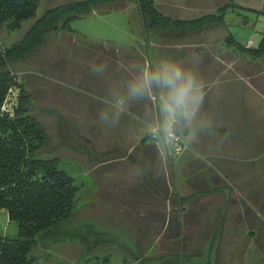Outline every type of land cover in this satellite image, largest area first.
Masks as SVG:
<instances>
[{"label":"rangeland","instance_id":"obj_1","mask_svg":"<svg viewBox=\"0 0 264 264\" xmlns=\"http://www.w3.org/2000/svg\"><path fill=\"white\" fill-rule=\"evenodd\" d=\"M71 1L40 0L36 16ZM152 2L174 20L215 17L227 4L252 13L193 31L155 30L145 42L134 3L97 10L13 65L56 169L76 189L56 229L77 237L32 247V264H264V57L236 46L257 47L264 0ZM31 24L1 28L0 40L19 41ZM177 70V87L192 82L190 133L170 155L173 89L164 78ZM148 134L157 141L141 145ZM0 236L18 238L1 211Z\"/></svg>","mask_w":264,"mask_h":264},{"label":"trees","instance_id":"obj_2","mask_svg":"<svg viewBox=\"0 0 264 264\" xmlns=\"http://www.w3.org/2000/svg\"><path fill=\"white\" fill-rule=\"evenodd\" d=\"M39 2L40 0H0V30L5 28L13 31L19 29L24 22L32 21L19 41L6 46L0 40V211L7 215L9 222H15L18 227L17 239L9 240L0 236V264H32L27 258L32 247L40 245L48 248L64 238L77 237L57 232V226L72 213L76 189L72 179L56 169L57 153L49 149L48 136L32 117L29 93L18 82L17 73L13 70L15 63L41 47L49 34L72 33V21L97 10L124 11L128 4L134 3L145 42L155 30L193 31L204 23H211L214 18L216 23H224L227 13H252L227 4L215 17L174 20L162 16L155 9L152 0H73L46 8L37 18ZM236 15L247 19L240 21L241 27L249 25L246 14ZM231 37L235 45L236 41L232 35ZM236 46L246 55L262 58L264 33L256 48L240 43ZM88 47L96 49L95 45ZM13 90L17 93L8 107ZM166 132L177 141L180 150L182 139L190 133L184 112H178L175 117L172 115ZM156 141V135L148 134L140 144ZM171 151L170 155L177 153L172 148Z\"/></svg>","mask_w":264,"mask_h":264},{"label":"clouds","instance_id":"obj_3","mask_svg":"<svg viewBox=\"0 0 264 264\" xmlns=\"http://www.w3.org/2000/svg\"><path fill=\"white\" fill-rule=\"evenodd\" d=\"M180 75V71L177 70L175 73V78H164L165 86L171 87L173 89L172 94L169 96L168 102L165 104V109L171 115H173V117H175L178 112L183 114L187 104L188 95L192 88L191 80L181 84L179 87L176 86V81L180 79ZM157 82H159V78H157Z\"/></svg>","mask_w":264,"mask_h":264},{"label":"built area","instance_id":"obj_4","mask_svg":"<svg viewBox=\"0 0 264 264\" xmlns=\"http://www.w3.org/2000/svg\"><path fill=\"white\" fill-rule=\"evenodd\" d=\"M168 136H169V138L166 139L167 146L169 148L171 147L175 151H178L179 150V145H178L177 141L175 139H173V137L171 135H168Z\"/></svg>","mask_w":264,"mask_h":264}]
</instances>
